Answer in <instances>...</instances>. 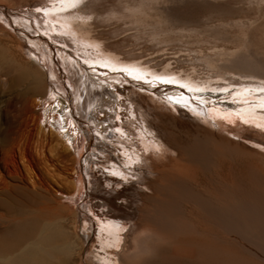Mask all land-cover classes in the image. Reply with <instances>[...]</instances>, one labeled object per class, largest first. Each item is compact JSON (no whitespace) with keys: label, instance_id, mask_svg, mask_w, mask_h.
<instances>
[{"label":"bare ground","instance_id":"bare-ground-1","mask_svg":"<svg viewBox=\"0 0 264 264\" xmlns=\"http://www.w3.org/2000/svg\"><path fill=\"white\" fill-rule=\"evenodd\" d=\"M160 1L166 3L165 0H79V4L70 11L53 12L54 1L48 0L45 4L52 13H44L38 19L46 27L56 26L61 36L64 34L59 39L63 38L65 42L70 40L83 54L87 49L90 53L96 52V56L99 53L101 60L116 62V59L123 58L129 65L142 64L141 69L145 72L146 66H149L164 75L178 71L183 79H198L202 76L208 80L217 78L222 83L244 82L252 90L264 87V58L253 60L246 49L250 25L247 18L221 20L219 24L222 28L226 25L236 28V32L232 31L234 34L231 35L213 25V28H208L196 20L178 17L176 14L170 16L169 12L156 5ZM158 9L160 13L156 21L159 22L149 21V10L156 13ZM75 11L81 12L83 21L79 19V14L75 16ZM5 12L0 8L1 16L5 18L3 23L10 25L11 16L5 17ZM13 16L17 26L25 25L30 28L29 31L35 32L36 28L31 26V21L27 22L18 13H13ZM3 23L0 22V87L5 92L0 113V264H64L73 258L70 256L74 249L77 248L80 253L83 248L75 230L76 213L73 209L75 203L78 207L79 201L84 200L85 181L92 162H85L83 146L91 145L92 137L99 143L97 135L100 138L115 134V131L109 132L108 126L114 125L112 119L117 111V97L111 88L107 90L103 87L104 79L102 82L97 79V73L94 72L97 70L87 74L76 61L69 63L61 55L62 52L57 53L60 75L53 47H46L47 58L42 59L39 54H34L31 44L27 43L31 39L21 32H18V36ZM38 45L34 41L37 49ZM166 56H170V59ZM62 63H65L64 66ZM171 65L174 69H171ZM64 67L70 74H66ZM193 68L197 71L194 72ZM109 76L112 74L109 73ZM148 77L155 78V75L148 73ZM140 79L133 80L149 83ZM148 85L153 86L151 83ZM167 86L170 85L164 84L163 87ZM55 89L67 91L68 99L73 101L74 107L62 113V120L53 114L49 121L40 109L47 98H51L53 93L56 95ZM160 91L174 94L167 97L182 104L177 94L181 89ZM256 95L263 96L264 100V93L256 91ZM183 100L193 104V108L201 109L195 102L191 104L188 94ZM94 105L105 112L106 119L100 125L90 119L91 123L84 129L76 116L85 119ZM208 113L215 119L212 110L208 109ZM246 113L248 117L239 115L237 127H227V130L234 133L232 137L237 141H241L240 136L245 133L254 139L251 141L264 148V111L256 109L247 110ZM150 114V120L156 126L151 129L148 124L146 130L180 146L177 151L181 154L174 150L169 163L156 161L151 156L143 157L149 161L146 166L149 167L150 175L142 169L133 183L149 185L141 216L149 224L130 229L133 231L130 236L125 232L124 241L120 249L115 250L114 258L112 251L119 240L117 226L123 224L126 214L106 206L101 213L104 224L97 230L104 242L87 250V264H125L127 253L132 252L130 248L127 250L128 236L132 248H137L141 246L143 237L152 234L176 240L164 257L172 264H264V166L253 160L256 158L264 161V152L244 148L226 136L218 139L208 135L202 128L198 132L166 106L155 104ZM245 121L251 122L246 125ZM62 124L67 129L66 135L71 143H67V139L63 138L64 133L59 132ZM136 125V130H140ZM44 127L48 133L55 135L54 144L47 141L52 145L49 152H53L51 149L59 144L71 159L68 168L67 165H57V161L52 160L55 155L52 158L49 155L43 157L44 163L47 161L61 173L64 172V176L71 182L64 190H50L51 185L34 169L33 160L29 159L33 154L28 156L27 148L30 146L26 147V142L34 140L42 147L47 138L46 134H42ZM205 136L210 145L218 144L223 154L238 153L246 157L243 165L230 162L220 164L218 160L196 152L195 147L199 142L204 145ZM90 157L96 159L95 154ZM109 157L108 154L106 158ZM33 162L39 163V159ZM92 204L90 197H87L82 205L89 210ZM88 235L85 233V239Z\"/></svg>","mask_w":264,"mask_h":264},{"label":"rangeland","instance_id":"rangeland-1","mask_svg":"<svg viewBox=\"0 0 264 264\" xmlns=\"http://www.w3.org/2000/svg\"><path fill=\"white\" fill-rule=\"evenodd\" d=\"M47 1L48 0H0V8L6 11V14H4L5 17H8V15L11 16L10 21H15V23H11L10 25L4 24L3 22H5V18H3L1 14L0 22H2L8 29L10 28L13 33H17L18 36V32H21L25 34V36H27L29 39H31L28 40L27 43L31 44L30 48L34 52V54H39V57H41L42 59L46 60L47 49H51V47H53V52L56 59L58 58L57 53L62 52L61 55L64 56V58H66L69 63H71L72 61H76L80 65V67H83L85 69L87 74H90V72H93V70H97L98 72L94 71L95 74L97 73V79L101 82L104 79V81L102 82L104 84L103 87L107 90H109L108 88H111L112 92L115 93V96L117 97V101L115 102L117 111L115 112V115L112 119L114 125L112 127L108 126L109 132L115 131V134L107 135L104 137L100 136V138H98L99 136L97 135L96 140L98 142L100 141L99 143L94 141V138L92 137L90 139L91 145L86 144L83 146L85 162L87 161L88 163L89 161H92L91 168L88 170V178L85 181L86 195H84L83 201H79L78 207L76 206L77 203L73 205L72 202H70L73 205V209L76 213L75 230L81 240L83 248L80 253L77 248L74 249L72 252L73 255L71 254L70 256V258H72V256L73 258L64 264H87V250L91 247H97L104 242L101 236L97 234V230H99L100 225L104 224V221H102V218H104V216L101 215V213L106 208V206L121 210L126 214V216L122 220L123 224L117 226L119 229V240L117 246L113 248L112 251L114 258H116V251L120 249V246L124 241V233L128 232L130 236L133 233L132 230L138 228V226L149 224L141 219L143 213L144 198L145 194L149 192V185L147 183H133L138 179V173H140L142 169L148 176L150 175L148 171L149 167L146 166L149 165V161L146 158L143 159V157L151 156L156 161L164 160L165 163L166 161L169 163L171 161L170 157L174 156V150L177 151V149L180 148V146L177 147L171 141L160 138V136L156 137L154 133L146 130L148 124L151 129L156 126V124L150 120V113L151 110L155 107V104L168 107L169 110L175 113L178 117L194 126L198 132L203 129L204 132L206 130V133L208 135H213L218 139H223L226 136L230 138L234 143L238 142L237 144L243 146L244 148L257 151L261 150V152H264V148L257 145L255 141H251L254 139L249 135L244 133L240 136L241 141H237L238 139H234L232 137V134L234 133L227 130V127L235 128L239 125V115L248 117V114L246 113L247 110L260 109L259 105L261 103H264L263 96L259 95V97H257L256 91L252 90L251 86H248L244 82L243 84L242 82L237 81L222 83L223 81L217 78L208 80L207 78H203L202 76L198 77V79H183L181 74L177 73L178 71H176V73L173 72L172 74H170L169 72L167 73V75H164L161 73L159 74L158 70L151 69L149 68V66H146L147 72H145L143 69H141L142 64L133 63L132 65H129L128 61H124L123 58L116 59V62H109L107 59L101 60L102 56L98 53V55L101 56L99 60V56H96V52L91 51L90 53V51L88 52L89 49H87L88 53L84 51L85 53L83 54V51L81 52L77 48H75V45L73 46V43L70 40L67 39L65 42L63 38L59 39L61 33L57 30L56 26V28L54 26H52L53 28L46 27L45 25H43L42 21L39 20L44 12H36V9H44L45 7L48 8V6H46ZM164 2L166 3L160 1L156 3V5L160 8H163L165 12H169L168 14H170V16H174L176 14V16L178 17H185L191 20H196L203 23L202 26L205 25L204 27L209 26L208 28H219L224 33H228L231 35L234 34L232 31L236 32V28L231 25H226L222 28L221 24H219L221 20H223L224 18V20H230L232 18H240L239 20H242L247 18L250 21V25L248 28V42L246 43L247 52L250 53L251 56L255 57H252L253 60L264 58V2L250 3L249 0H165ZM24 9L25 12L23 11ZM159 10L160 9H158L156 13L153 10H149L151 11L152 16L149 15L147 19L149 21H156L160 13ZM77 12H74L76 14L75 16L79 14V19L81 18V20H84V18L81 16V12ZM13 13L22 15L24 19L28 20L27 22L31 21V26H33L34 29L36 28L35 32L29 31L30 28L25 25L17 26ZM48 13H52V11L50 10ZM180 14H182V16ZM153 15L155 16L153 17ZM191 16L194 18H191ZM52 21L54 20H51V22ZM208 22H210L211 25L208 24ZM67 24H69V22H67ZM227 26L228 28H225ZM233 27L235 28L234 30H232ZM54 35H57L58 37ZM63 35L64 34H62V36ZM34 41H37L39 43V50L34 46ZM94 56H96L97 59L96 57L94 58ZM166 57L170 59V56ZM66 59L64 61H66ZM170 62L173 61L170 60ZM56 63L59 69V73L61 72V67L59 66L58 59ZM172 66L173 65H171V69H174V66ZM94 67L96 69H94ZM121 68L134 69V75L142 78L139 81H146L149 83L135 82L133 80L135 79L133 78L134 75H132V78L126 76L123 72L119 71V69ZM195 69L196 68H193L194 72L197 71ZM64 70L67 71L66 74H70L67 68H65ZM109 73H111L112 76H109ZM148 73L152 75L154 74L155 78H149ZM59 74L61 75V73ZM118 74H120L121 76ZM146 76L148 79L146 78ZM156 77H164L168 80L173 81V83H162ZM150 83L153 86H144L145 84ZM164 84L170 86L163 87ZM181 85H185L186 87H181ZM223 88H227L228 92L225 93L217 91V89ZM162 89H181V91L177 94L181 97L182 104L176 103L175 100L168 98L167 95L173 96L174 94L163 93L162 91H160ZM189 89H200V91H189ZM245 89H248V91L245 92ZM54 91L56 95L53 93L54 95L52 94V97L49 98L52 101L47 98L45 105L40 109L41 114L49 121L52 120L53 114H56L62 120V116L64 114L63 112L72 110L74 107L73 101L70 100V98L68 99L67 91L64 90L65 92H63L59 89H55ZM71 92L72 98L73 90H71ZM233 92L243 93V95L233 97L231 95V93ZM186 94H188L189 99H191V104L195 102L201 108V112L200 110L193 108V104L190 105L189 102L183 100V97ZM4 100L5 92L0 87V113L3 108ZM102 100H104V98H102ZM244 100H247L248 104L235 102ZM252 105H256V107H252ZM60 106H62L63 108H61ZM35 109H37L36 106ZM208 109L214 112L215 119L213 118L214 116H210V114L208 113ZM76 117L78 118L80 123H82L84 129L88 128V123H91V121H94L96 122V124L100 125L101 123H104L106 119L105 112L99 110L98 105H94L92 107L91 112L88 113L85 119H81L78 116ZM90 119L91 121H89ZM193 121L196 122V125ZM248 122L251 121H247L246 125L249 124ZM134 125L140 127V130H136ZM59 128V132L62 134L64 133L65 135L63 138L67 139V143H71L69 136L67 137L66 135L67 129H65L64 125L62 124V126ZM43 130L44 131H42V134H46L47 138L44 139L42 147H39L38 143H35L34 140H30V143L28 141V143L26 142V147L30 146L29 148H27L29 149L28 156H32L33 154V156L29 159L33 161L35 159H39V163H34L33 161L31 162L33 163L34 169L44 177L49 185H51L49 186L50 190L53 191L54 188H62L64 190L70 186L71 182L67 177L64 176V172L61 173L47 161L46 163H44L45 160H43V157L44 155H49V157L52 158V156L55 155L56 158L55 156H53L52 160L54 162L57 161L55 162L57 165H67L68 168H70L69 166L71 165V159H69L67 153L62 150L59 144H56V151L55 149H51V151H54L49 152V147L52 145H50V143H47V141L49 140L52 144H54L55 135L54 133H48L45 127ZM88 130L90 131V129ZM166 138L169 139V137ZM203 140L204 145L200 144V142L196 145V152H199L207 156L208 158H212L213 160H218L220 164H228L230 162L237 165L240 163L239 165L241 166L246 160V157H242L238 153H233L232 155L223 154L221 152L222 149L218 148L219 145H210L209 140L206 136L203 138ZM210 146H212V149H210ZM30 151L32 153H30ZM177 152L180 153L179 150ZM91 154H95L96 159L91 158ZM108 154L111 157L107 159L106 156ZM253 160H256L255 162L259 165L264 166L263 160H257L256 158H254ZM109 163L111 164L109 165ZM20 165L21 167H23L21 163ZM96 178H99L100 180H96ZM87 197H90L93 203L89 206V210L83 208L82 205ZM80 210H82L84 214ZM136 222L137 225H135ZM85 233L89 234V238L87 237V239H85ZM152 235L143 237L141 246L137 247L138 249L132 248L133 246L131 245L130 237L128 236L129 241L127 243V250L130 248L129 251L132 250V252L128 251L129 253H127V256L125 258V264H172L171 261H166L164 257L168 253V248L175 244L176 240L172 237L164 238L160 235ZM1 237L2 236L0 234V239ZM161 254L163 256H160Z\"/></svg>","mask_w":264,"mask_h":264},{"label":"snow or ice","instance_id":"snow-or-ice-1","mask_svg":"<svg viewBox=\"0 0 264 264\" xmlns=\"http://www.w3.org/2000/svg\"><path fill=\"white\" fill-rule=\"evenodd\" d=\"M78 4H79V0H54V4H53L52 11H55V12H67V11L75 8ZM59 5H62V7H60ZM41 11H43L45 13V15H47L50 10L48 8H44V9L37 8L36 9V12H41ZM9 23H15V21H9ZM119 71H121L123 73H126L127 75L132 76V75H134V71L135 70L134 69H130V68H121V69H119ZM135 78L136 79H139V76H135ZM157 79H159L162 83H173V81L168 80V79H166L164 77H160V78H157ZM181 87H186V86L185 85H181ZM189 91H200V89H189ZM217 91H221V92L227 93L228 92V89L227 88L217 89ZM247 91H248V89H245V92H247ZM254 91L264 93V87L257 88ZM231 95L233 97H236V96L243 95V93L233 92V93H231ZM235 102L236 103L248 104V101L247 100H244V101H235ZM252 107H256V105H252ZM259 108L262 111H264V103H261L259 105ZM245 122H247V121H245ZM257 127H259V125H257Z\"/></svg>","mask_w":264,"mask_h":264},{"label":"water","instance_id":"water-1","mask_svg":"<svg viewBox=\"0 0 264 264\" xmlns=\"http://www.w3.org/2000/svg\"><path fill=\"white\" fill-rule=\"evenodd\" d=\"M144 86H145V87H149L150 85H148V84H145ZM153 88H154V87H153ZM157 91H159V90H157Z\"/></svg>","mask_w":264,"mask_h":264}]
</instances>
